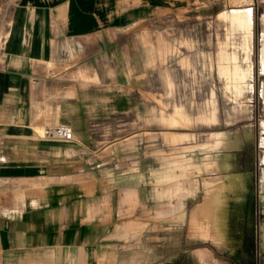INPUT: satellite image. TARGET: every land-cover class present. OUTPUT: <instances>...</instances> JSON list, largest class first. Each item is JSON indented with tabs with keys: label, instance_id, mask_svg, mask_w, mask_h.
Segmentation results:
<instances>
[{
	"label": "crops",
	"instance_id": "crops-1",
	"mask_svg": "<svg viewBox=\"0 0 264 264\" xmlns=\"http://www.w3.org/2000/svg\"><path fill=\"white\" fill-rule=\"evenodd\" d=\"M196 5L0 0V19L7 11L8 20L0 60V264H177L180 232L166 222L178 219L170 209L180 197L179 170L165 164L159 136L154 145L146 130L131 127L161 109L153 95L176 80L166 46L180 39ZM133 117L138 122L127 121ZM117 118L126 120L124 133L109 140L99 126ZM63 123L74 138L44 133ZM255 144L248 169H224L203 204L219 239L241 233L244 221L252 229L245 192L256 179L254 197L264 207V122ZM142 149L152 162L139 159ZM190 162L185 172L198 168ZM150 206L155 232L133 228L149 219Z\"/></svg>",
	"mask_w": 264,
	"mask_h": 264
},
{
	"label": "rangeland",
	"instance_id": "rangeland-1",
	"mask_svg": "<svg viewBox=\"0 0 264 264\" xmlns=\"http://www.w3.org/2000/svg\"><path fill=\"white\" fill-rule=\"evenodd\" d=\"M245 7H251L253 21L249 58L241 46L242 31L233 28L225 16L235 8ZM181 28L180 39L166 46L165 52L176 80L170 82L169 91L153 95L152 99L162 107L148 110V124L131 127L146 130L154 145L159 136L160 143L166 147L165 164L179 170L180 197L170 209V213L178 214V219L166 222V229L180 232L177 264H264V207L262 197H254L259 194L257 179L245 192L249 194L246 212L254 214L255 219L253 225L247 223L251 230L244 221L241 233L228 232L219 239L203 209L210 189L225 172L218 162L228 161L227 170L237 172L248 169L249 161L255 156V138L258 141L264 122V0H197L195 11L182 21ZM222 49L228 53L235 51L247 72L241 91L234 87L235 78L220 70L222 62L227 63L221 59ZM134 117L127 121L138 122ZM125 122L117 118L100 125L99 131L109 140L119 137L124 133ZM253 132L257 133L256 137ZM147 152L142 149L139 159L151 161ZM190 159V164L197 163L198 168L191 166L185 172L184 166ZM207 161L213 163L212 168H206ZM151 207L149 219L134 221L133 228L155 232L157 215Z\"/></svg>",
	"mask_w": 264,
	"mask_h": 264
},
{
	"label": "bare ground",
	"instance_id": "bare-ground-1",
	"mask_svg": "<svg viewBox=\"0 0 264 264\" xmlns=\"http://www.w3.org/2000/svg\"><path fill=\"white\" fill-rule=\"evenodd\" d=\"M251 10H252L251 7L235 8L231 12L225 13V16L227 18H229L231 26L233 28L241 30L243 33V40L241 41V46L243 49L246 50V58H249V56H250V53H249L250 48H251L250 42H252L251 33H253L252 32L253 21H252ZM221 55H222L221 59L227 61V63L222 62L220 69L223 70L228 76H232L235 78L234 87L238 91H241L243 89V87H242L243 85L241 83H242V81L245 80V78H247L246 77L247 72L243 68V66L238 62L237 53L235 51H233L232 53L231 52L228 53L226 51V49H222ZM230 61H233L232 64H230ZM245 83H248V82H245ZM182 115L186 116L183 113H182ZM218 163H219V167L223 168V169L229 168V166H230V163L226 160H222ZM212 167H213V163L211 161H209L206 165V168L210 169ZM263 229H264V224H263ZM263 237H264V232H263Z\"/></svg>",
	"mask_w": 264,
	"mask_h": 264
},
{
	"label": "built area",
	"instance_id": "built-area-1",
	"mask_svg": "<svg viewBox=\"0 0 264 264\" xmlns=\"http://www.w3.org/2000/svg\"><path fill=\"white\" fill-rule=\"evenodd\" d=\"M7 21V11H4L0 19V60L2 58L4 45L7 38ZM44 133L52 137L66 140L74 138V128L71 124L67 123L49 126L44 129Z\"/></svg>",
	"mask_w": 264,
	"mask_h": 264
}]
</instances>
